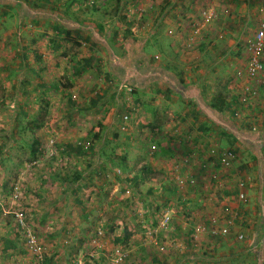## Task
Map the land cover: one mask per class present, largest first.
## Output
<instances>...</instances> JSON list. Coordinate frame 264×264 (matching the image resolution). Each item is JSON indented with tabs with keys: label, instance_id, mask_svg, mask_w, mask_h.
I'll return each instance as SVG.
<instances>
[{
	"label": "rangeland",
	"instance_id": "rangeland-1",
	"mask_svg": "<svg viewBox=\"0 0 264 264\" xmlns=\"http://www.w3.org/2000/svg\"><path fill=\"white\" fill-rule=\"evenodd\" d=\"M173 1L62 0L65 6L58 1L66 9L67 20L73 21L68 27L72 38L79 42L76 44L68 39L72 46L69 51L63 50L61 58L65 70H68L67 66H72L74 73L73 67H80L82 73L77 75L87 83L93 81V72L109 79L111 74L103 72L104 57H108L104 48L93 46V52L84 56L92 47L82 38L88 35L82 27L92 25L103 35L111 31L115 41L121 35L131 41L144 39L147 45H151L155 38L146 37L154 33L170 13ZM252 2L257 3L248 5L253 17L247 22H237L238 29L243 28L242 31L248 35L256 30L260 9L264 6V0ZM208 8L214 11L223 7ZM185 9L180 11V17ZM220 16L219 12L215 19L219 21ZM216 20L211 25L217 26L219 22ZM190 23L178 24V32H187ZM13 30L11 22L0 21V264H174L172 257L179 232L172 230L175 229L173 221L177 218H182L184 223L189 220L195 224L197 221L196 215L187 211V207L192 206L190 200H184L181 193L177 195L173 192L174 181L162 175L166 163L152 164L158 159L153 155L160 148L158 135H165L168 129L173 128L172 122L176 120L174 113H169L170 108L165 109L164 105L159 108L151 129L155 133L152 143L149 141L150 134L144 135L140 130L133 137L146 142L147 148L128 149V134L124 129H108L101 119L97 120L93 114L82 111L86 107L80 103L77 104L78 113L72 111L68 87L61 89L53 84L49 90L47 85H41L40 80L22 70L20 53L13 55L6 51L12 47L11 37L7 40L3 35ZM85 30L90 33L93 29ZM65 37H68L67 34ZM211 40L215 42L213 37ZM98 49L100 59L94 54L98 53ZM69 59H76V63L72 65ZM263 59L264 54L261 55ZM162 64L161 60L159 65ZM68 74H56L52 82L67 85L70 83ZM85 74L87 77H84ZM186 85L188 87L189 84ZM127 86L132 90L136 88ZM176 86L171 81L166 89L168 93L175 92L178 97ZM187 87L185 95L180 94L179 98L188 95ZM109 89L113 90L111 86ZM51 90L56 94H51ZM126 93L123 90L122 94ZM113 94L115 101L117 93ZM50 95H53L52 98ZM244 95L248 100L250 95ZM75 97L72 96L73 99ZM188 100L191 102L190 98ZM236 112L244 118L240 110L235 111V116ZM260 119L256 117L250 131L253 127L254 131H258ZM210 131L208 143H212V148L224 149L227 145L224 137L219 140L217 129ZM240 136L246 138L244 134ZM227 137L236 140L233 135ZM155 140L157 143H153ZM155 144L153 152L151 147ZM67 145L75 149L81 146L83 151H72ZM261 147L264 154V146ZM243 152L246 153L245 159L252 158L249 152ZM173 154L166 158H179V153ZM127 158H131L128 169L125 168ZM208 160L210 163V155ZM169 168L173 166L169 165ZM77 174L81 175L80 178L71 180ZM197 233L194 236L198 240ZM189 234L185 230L182 241L189 236L193 238Z\"/></svg>",
	"mask_w": 264,
	"mask_h": 264
},
{
	"label": "crops",
	"instance_id": "crops-1",
	"mask_svg": "<svg viewBox=\"0 0 264 264\" xmlns=\"http://www.w3.org/2000/svg\"><path fill=\"white\" fill-rule=\"evenodd\" d=\"M58 1L64 5L62 0H0V21L11 22L14 26L13 31L3 35L7 40L11 37L12 47H8L6 51L13 55L16 52L20 53L22 59L19 62L22 70L27 71L28 75L34 79L40 80L41 85H47V89L50 90L53 84H57L55 86L61 89L63 86L68 87L69 100L73 103L72 111L78 113L77 104L80 103L82 107H86L82 111L93 114L97 120L101 119L108 129L118 127L122 131V115L127 111L125 109H128V105H131L134 108L133 118L129 122L128 129L124 130L125 134H128L126 142L128 149L145 150L147 148L146 142L133 137V134H137L140 130H142L140 133L144 135L150 134L149 141L152 143L155 134L151 130L155 124L154 116L157 115L159 108H163V105L165 109L169 107L171 110L169 113H174L176 120H173V128L168 129L165 135H158L160 154H157L159 151L153 154L158 159L152 164L166 163L165 173L162 175L174 181L173 192L177 195L181 193L184 200H190L192 206L187 207V211L193 216L196 215L197 220L195 224L189 220L184 223L182 218L173 221L175 229L172 230L179 232L175 233L178 238L175 254L172 257L173 263L251 264L258 262L257 264H264V234L261 232L264 228V207L262 206L264 204V154L261 149V146H264V69L258 79L247 76L243 69L248 56L245 46L251 35L244 33L241 27L238 29L237 25V22H247L253 17L251 11H248V5L254 4L252 2L254 0H172L173 8L170 13L162 20L155 32L146 37L155 38L151 45H147L144 39L140 42L131 41L124 39L121 35L115 41L111 31L103 35L95 31L92 25L83 26L84 33L87 32L88 35L82 38L90 42L88 44L92 47L84 56H89L93 52V46L104 48L108 57L103 56V72L111 74L110 78L106 79L103 74L97 75L93 72L91 83H87L80 78V75H77L82 73L80 67H73V73L72 66H67L68 70H65L62 65L63 50L69 51L72 46L68 37L65 39L64 35L67 34L68 27L73 21L67 20L66 9ZM210 6L223 8L221 10L218 8L217 10H220L218 12L215 9L216 17L205 22L201 12L203 8ZM200 7H202L201 10L197 11ZM183 9H185L184 14L180 17L179 13ZM219 12L221 16L217 21ZM213 20L219 22L217 26L211 25ZM185 21L191 22L190 29L185 33L178 32V24ZM87 28L93 29L92 32L85 30ZM9 34L12 35L9 36ZM212 37L215 39V44L211 40ZM239 38L241 39L237 43ZM139 46L141 47L139 53H145L150 67L165 69L178 78L182 77L185 84H189L187 96L179 98L180 94H184L179 90L178 97L173 91L168 93L166 88L169 84L164 80H157L132 90L116 78L117 74L114 73L113 65L120 64L128 47ZM171 48L173 51H169ZM99 52L98 49V53L94 52V54L100 59ZM161 60L163 64L159 65ZM68 61L72 65L76 63V59ZM139 64H142L141 60ZM64 72L69 73L70 83L59 85L58 81L52 82V77L56 78V74ZM84 77H87V74ZM261 80L263 82H260ZM106 84H110L113 90H110ZM123 90L127 92L125 95L122 94ZM112 91L117 93L115 101ZM220 91L227 94L226 103L229 107L218 114L210 108L209 103ZM191 93L194 94L193 98ZM51 94L56 93L51 90ZM244 94L250 95L247 101H242L245 98ZM73 95L76 96L74 99ZM52 96L50 95V98ZM237 110H240L244 118L235 116ZM256 117H261L258 131H250ZM214 129H217L216 135L219 140L224 137L223 141L227 143L226 146L224 145L225 148L232 147L236 152H241L231 168L222 169L218 165L209 163L208 150L212 147V143H208V135L210 130ZM242 134L246 138L240 136ZM227 135H233L236 140H229ZM167 138L170 140H166ZM255 140L256 144H254ZM260 142L262 144H259ZM153 143H157L156 140ZM167 151H169L168 155ZM243 151L249 152L252 158L245 159L246 153ZM162 152H164L163 156ZM172 152L173 155L180 153L179 158L174 159L172 156V160L167 159L166 157H169ZM130 159L127 158L126 169L131 163ZM169 165L173 168H169ZM247 177L250 181L245 188L243 190L238 188V180L240 178L247 180ZM183 178L186 180L194 178L198 184L179 185L178 180ZM241 191L246 194L243 201L238 197ZM219 201H223L230 207V211H227L229 216L233 210L240 213L242 222L237 219L236 223L230 226L228 234L214 237L205 230V227L210 225L209 221L213 218H218V225L223 224L225 211L221 209ZM258 201H260L259 204ZM202 215L205 216L200 218ZM242 225H245V237L249 238H245L244 242L236 238V233ZM200 227L204 230L198 231ZM185 230H188L193 238L189 236V239L182 241ZM196 232L199 234L198 240L194 236ZM196 240L197 242L193 243Z\"/></svg>",
	"mask_w": 264,
	"mask_h": 264
},
{
	"label": "built area",
	"instance_id": "built-area-1",
	"mask_svg": "<svg viewBox=\"0 0 264 264\" xmlns=\"http://www.w3.org/2000/svg\"><path fill=\"white\" fill-rule=\"evenodd\" d=\"M213 15H215V11H212V9L210 8H204L201 12V16L205 22H209L210 20H212ZM257 22L258 23L256 30L251 34L250 40H248V43L245 46L248 56L245 62V68H243L246 71L247 76L249 78L254 79H258L261 71L264 69V61L261 60V55L264 54V6H262L260 9V14ZM260 82H263V80H261ZM242 101H247L246 97L243 98ZM128 106L129 109H127V111L122 115L123 124L121 128L124 130L127 129L131 118H133L134 108L131 105ZM237 114L238 112H236V115ZM253 128L254 131L255 127ZM151 149H156V146L152 145ZM209 151L211 152H209V155L211 156L210 163L218 165L222 169L231 168L233 166V163L237 160L239 156V153L236 152V150L231 149L230 147L224 149L211 147ZM249 181L250 178L248 177L247 180L240 178L238 180V188L243 190ZM184 182L193 185L195 183V180L193 178H190L185 181L184 179L178 180L179 185H183ZM238 197L241 201L246 198L245 193L243 191L238 193ZM219 204L221 209L225 211L223 224L218 225V218H213L212 222H210V225L207 228L205 227V230H207V232L214 237L218 235L228 234L230 226L234 225L237 219H240L241 221V218L239 216L240 213L233 210L231 211V214L229 216L227 211H230V207L228 205L226 206L223 201H219ZM262 206L264 207V204ZM244 226L245 225H242L236 233V238L239 241H242L246 238ZM201 230H204V228L202 229V227H200L198 231Z\"/></svg>",
	"mask_w": 264,
	"mask_h": 264
},
{
	"label": "trees",
	"instance_id": "trees-1",
	"mask_svg": "<svg viewBox=\"0 0 264 264\" xmlns=\"http://www.w3.org/2000/svg\"><path fill=\"white\" fill-rule=\"evenodd\" d=\"M66 33L68 39H71L74 43L76 42V44L79 43L77 42V39L72 38L71 32L69 30ZM140 48V46L137 48L128 47L125 54L122 56L123 59L121 60L120 64L113 65V70L114 73L117 74V78L123 83L133 85L134 87H142L157 80H164L167 82V84L170 85L172 81L178 86L180 93H183L185 91L184 89L187 87L184 80L181 77H176L175 74L165 71V69L150 67L145 53H139L141 52ZM132 49L137 52L134 53ZM140 60L142 61V64H139ZM226 95L227 94L224 91H220L214 95L212 101L209 103L210 108L215 113L217 112L219 114L223 112V110H225L227 107H229V104L226 103ZM67 146L72 151H83L81 146H79L78 149L72 148V146L70 145ZM230 148L234 149L232 147ZM151 150L153 152L155 151L154 149ZM169 151H167L166 153H168ZM80 176V174H77L71 180H78ZM209 222H212V219H210Z\"/></svg>",
	"mask_w": 264,
	"mask_h": 264
}]
</instances>
